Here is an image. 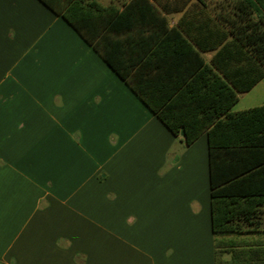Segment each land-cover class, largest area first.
I'll return each instance as SVG.
<instances>
[{
  "label": "crops",
  "instance_id": "0c3cea01",
  "mask_svg": "<svg viewBox=\"0 0 264 264\" xmlns=\"http://www.w3.org/2000/svg\"><path fill=\"white\" fill-rule=\"evenodd\" d=\"M221 3L161 0L157 61L155 25L122 34L145 33L134 79L170 88L187 66L173 30L210 63ZM253 93L263 106L264 79L231 111ZM260 217L225 255L264 264ZM0 264H215L207 135L186 146L39 0H0Z\"/></svg>",
  "mask_w": 264,
  "mask_h": 264
},
{
  "label": "trees",
  "instance_id": "16d2710c",
  "mask_svg": "<svg viewBox=\"0 0 264 264\" xmlns=\"http://www.w3.org/2000/svg\"><path fill=\"white\" fill-rule=\"evenodd\" d=\"M39 1L64 19L186 146L207 135L215 264H234L225 262L223 255L240 244L228 237L259 229L264 207V105L231 111L239 95L264 79V0H221L215 10L217 44H199L202 52L215 51L210 63L173 30L187 66L178 70L170 88L167 83L134 79L137 61L132 47L144 43V32L128 36L124 45L120 39L136 25L152 23L158 50L141 57L157 61L162 46L157 41L159 26L166 22L160 20L161 0H131L123 11L98 0Z\"/></svg>",
  "mask_w": 264,
  "mask_h": 264
},
{
  "label": "rangeland",
  "instance_id": "374dc122",
  "mask_svg": "<svg viewBox=\"0 0 264 264\" xmlns=\"http://www.w3.org/2000/svg\"><path fill=\"white\" fill-rule=\"evenodd\" d=\"M247 98H251V99H246V98L243 99V101H241L242 103H240V105H239V109H246V108L249 109V107H255V106L258 107V105L261 106L263 103L261 101V99L257 100V95L254 93L249 94ZM249 102H251V103H249ZM235 253H236V255L233 256ZM242 257L238 251L232 252V254H229V255H223V259L225 260V262H234V264H241L240 259ZM234 258L237 260H234Z\"/></svg>",
  "mask_w": 264,
  "mask_h": 264
}]
</instances>
